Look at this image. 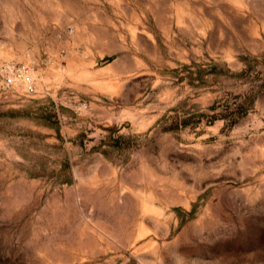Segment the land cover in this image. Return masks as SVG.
I'll list each match as a JSON object with an SVG mask.
<instances>
[{
	"label": "rangeland",
	"instance_id": "1",
	"mask_svg": "<svg viewBox=\"0 0 264 264\" xmlns=\"http://www.w3.org/2000/svg\"><path fill=\"white\" fill-rule=\"evenodd\" d=\"M0 264H264V0H0Z\"/></svg>",
	"mask_w": 264,
	"mask_h": 264
},
{
	"label": "built area",
	"instance_id": "2",
	"mask_svg": "<svg viewBox=\"0 0 264 264\" xmlns=\"http://www.w3.org/2000/svg\"><path fill=\"white\" fill-rule=\"evenodd\" d=\"M34 68L30 64L7 63L0 68V77L4 89H22L28 95L37 92V82L33 76Z\"/></svg>",
	"mask_w": 264,
	"mask_h": 264
}]
</instances>
